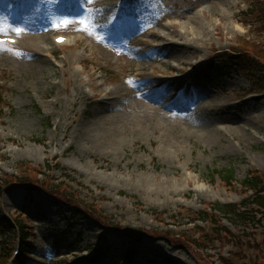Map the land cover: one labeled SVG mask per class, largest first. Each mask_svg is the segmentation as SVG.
Listing matches in <instances>:
<instances>
[{
	"label": "rangeland",
	"instance_id": "obj_1",
	"mask_svg": "<svg viewBox=\"0 0 264 264\" xmlns=\"http://www.w3.org/2000/svg\"><path fill=\"white\" fill-rule=\"evenodd\" d=\"M252 4L1 1L0 23L12 27H0L20 41L0 45V224L16 219L25 229L20 240L12 226L0 232V264H264V212L253 216L259 224L221 214L214 225L189 223L211 204L246 199L241 181L249 173L264 188V80L258 73L250 80L239 66H264V6L250 13ZM191 13L198 39L147 37L174 24L177 32L189 29ZM63 20L70 22L57 28ZM55 35L66 36L65 45H55ZM25 36L43 39L25 46ZM186 42L195 51L180 47ZM177 52L184 55L175 60ZM39 59L43 75L20 67ZM222 60L236 63L230 75ZM90 83L101 90L96 98ZM141 88L151 91L155 110L133 95ZM200 125L226 130L208 141ZM214 171H232L234 180L228 186ZM61 182L91 216L74 214L43 184Z\"/></svg>",
	"mask_w": 264,
	"mask_h": 264
},
{
	"label": "trees",
	"instance_id": "obj_2",
	"mask_svg": "<svg viewBox=\"0 0 264 264\" xmlns=\"http://www.w3.org/2000/svg\"><path fill=\"white\" fill-rule=\"evenodd\" d=\"M253 4L250 8V13L253 9L257 10L259 7V4L263 7L264 3L260 2L259 0H252ZM257 15V14H256ZM258 16H263L264 17V13L263 12H259ZM264 21V18L262 19ZM247 59H245L244 61H246ZM256 67L255 69L252 68V66L250 64H244L243 62H239V66L244 67L245 69L248 70V74H249V79L250 80H254L256 81V78L254 77V75L256 73H258L257 79L259 80H264V66L263 64H258L255 63ZM237 66L236 63L233 60H229L226 62L225 65V69L228 70L229 72H233L234 71V67ZM253 76V77H251ZM261 87H264V82L262 83ZM2 94L0 93V98H1ZM27 170H29L30 172H34L36 173V170L30 168V167H26ZM41 173V171H39ZM214 173H216L224 182L225 184H227L228 186L231 184V182L234 180V175L232 171H224V172H218V171H214ZM49 180V179H48ZM45 190L50 192V194L54 197V196H61V198L64 200V202H66L67 204L71 205L72 208L74 209V212L76 214H80V215H85L88 214L91 216V212L90 210H88L87 207L82 206L80 204H78L77 201V197L75 196L74 193L69 191V187L59 183V184H51V183H43ZM241 184L251 192V195L249 196V198L247 200L242 201L240 204L235 205V204H228V205H219V204H214L212 206H210V208L212 209V211H217L219 214H221L223 217H226L228 219H232V220H237L240 223H245V224H259L260 223V219H255L254 213H260L263 214L264 211V197H262V193L264 192V188L261 187V181L259 179V177H257L256 175H251L250 173L248 174L247 178H245ZM4 186H8V187H23L26 190H30V191H34V190H40L36 185H33L31 183H29L26 180H22L19 182H7L6 180L4 181ZM4 189V187L2 185H0V193L1 191ZM249 199H251V201L249 202ZM253 206V207H251ZM191 220L190 223H195L197 221L199 222H208L211 223L212 225H214L215 220H216V216L214 214L211 213H205V212H197V213H193V215H191ZM263 220V219H261ZM16 223H18V220H16ZM20 230L21 232L24 231V226L20 225ZM196 228V227H195ZM10 230V225L8 224L7 221H5L4 223L0 224V232H8ZM196 241H192L193 246L196 245L195 243Z\"/></svg>",
	"mask_w": 264,
	"mask_h": 264
},
{
	"label": "bare ground",
	"instance_id": "obj_3",
	"mask_svg": "<svg viewBox=\"0 0 264 264\" xmlns=\"http://www.w3.org/2000/svg\"><path fill=\"white\" fill-rule=\"evenodd\" d=\"M1 1L4 2L6 0H0V3H1ZM14 15L17 16L18 13L15 12ZM0 16H2V12H1ZM187 21L189 23L190 28L189 29H187V28L184 29L183 32H177V31H175V27H177L178 25H175V24L173 25L172 24L173 25L172 26V30H173L172 32L163 33V34H160L158 32H156V33L155 32H152V33H148L147 34V37H153V38H155L157 40L158 39L159 40H167V38H168V40H172V39L177 38V40L183 39L184 41H189V42H191V40H189V38H191L192 41L198 39L199 35H198V33H196V30L199 29V26L200 25L198 24L197 15L195 13H191L190 17L187 18ZM8 24H10V23H8ZM30 29L31 28H27L24 31H26L28 33V31H30ZM42 39H43L42 37L25 36V37L21 38V42H23V44L25 46H29V45H32L34 43L41 44V41H39V40H42ZM19 41H20V39H19ZM74 42H76V40ZM180 45H181L180 47H182L183 49L186 48L188 51L189 50L195 51L194 46H191V45L187 44V42L186 43H183V44H180ZM36 50H38V51L40 50L39 52H42L41 48L38 49V46L36 47ZM183 55H184L183 52H179V53L177 52V54L173 55V57L175 58V60H178L180 58V56H183ZM142 65H143L142 63L139 64V66H142ZM44 66H45L44 62H42L40 59L39 60H32L31 62L30 61L24 62V63H21V65H20L21 69H23V70H33V71H35L37 73H40L41 75H43V73L45 72V67ZM49 68L47 67V69H48L47 70V72H48L47 73V75H48L47 77H49V76L52 75L51 74L52 73V70L49 69ZM80 68H75L78 73H80L79 72V69ZM81 70H83V68H81ZM147 78H146V80L148 81L149 79H147ZM76 83H77V79L75 80V84ZM90 88H91L92 93H93V98H96L97 96L100 95L101 90L98 89L96 86H94L93 83H90ZM74 90L76 91V85L74 87ZM132 93H133V95L135 97H143V98H145V107H146V109H147L148 112H151L152 110H155L154 107H152L151 105H149L147 103V101L155 102L153 100V97L151 95V91L149 89L141 88V89H139L137 91H136V89H134L132 91ZM108 95H109V93H106V96H108ZM156 105H157V103H156ZM215 107L218 110L223 109V108H226L221 103H216L215 104ZM166 108H169V105H166ZM200 126H201V129L202 130H204V131L207 132V134H208V141H212L215 138V136H217V135L220 134L221 131L226 130V127H223L222 129H219L218 128L215 131L213 129L211 131H209V130L205 129V127L203 128L202 125H200ZM242 129L245 131V128H242ZM242 129H240V127H239V131H242ZM74 131L76 132V128H75Z\"/></svg>",
	"mask_w": 264,
	"mask_h": 264
},
{
	"label": "snow or ice",
	"instance_id": "obj_4",
	"mask_svg": "<svg viewBox=\"0 0 264 264\" xmlns=\"http://www.w3.org/2000/svg\"><path fill=\"white\" fill-rule=\"evenodd\" d=\"M85 3H87V4H91V3H92V0H85ZM69 22H70V21H68V20H63V21L57 23L55 26H56L57 28H59V27H61V26H66ZM80 23H82V24L85 25V27L81 28L80 30H82V31H88V27H87V23H88V22H87V20H81ZM20 31H21L20 29H16V32H17V33H19ZM3 35H4L3 28L0 27V36H3ZM60 39H62V38H58V40H60Z\"/></svg>",
	"mask_w": 264,
	"mask_h": 264
}]
</instances>
